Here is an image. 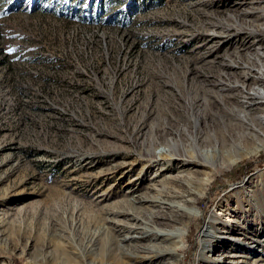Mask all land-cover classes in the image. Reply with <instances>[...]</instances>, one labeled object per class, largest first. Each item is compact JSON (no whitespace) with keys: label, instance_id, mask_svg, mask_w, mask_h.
<instances>
[{"label":"rangeland","instance_id":"rangeland-1","mask_svg":"<svg viewBox=\"0 0 264 264\" xmlns=\"http://www.w3.org/2000/svg\"><path fill=\"white\" fill-rule=\"evenodd\" d=\"M263 46L264 0H0V264H264L263 242L206 250L209 263L197 256L210 216H234L221 202L247 197L243 215L264 232V148L197 188L190 220L129 203L165 188L196 197L176 179L191 167L154 176L167 158L150 155L168 139L188 144L199 132L213 135L199 144L256 148L238 118ZM206 100L203 123L195 116ZM165 213L177 217L160 228L187 223L186 249L153 258L143 246L168 244L141 233Z\"/></svg>","mask_w":264,"mask_h":264},{"label":"bare ground","instance_id":"bare-ground-1","mask_svg":"<svg viewBox=\"0 0 264 264\" xmlns=\"http://www.w3.org/2000/svg\"><path fill=\"white\" fill-rule=\"evenodd\" d=\"M260 51L261 52H256V57L258 59L257 61L264 62V46L260 48ZM253 72H254L252 77L253 85L257 86V88L256 87L253 88V92L248 93L247 91V93L244 94L243 103L245 110L243 111V114H241L240 117L238 118L239 121L238 124L240 127L244 129L243 131L244 136L248 138L249 137L256 139L260 138V140L258 139L259 141H257L256 143L257 144L256 148L250 151H245L242 150V148L238 144H234V143L199 144V141L202 143L206 141L210 142L213 136L210 135V137H206L205 139H203L201 138V136H199V132H196L197 134L191 136L188 139V144H182L181 142L174 143L172 139H168L165 147H162V150L157 155L155 154V152L151 153L150 155L152 161L154 162L158 160H164L165 158H167L165 159L167 166L164 165L163 169L161 170V173L159 174L157 173L154 176L160 177L163 172L168 171L170 169L174 171L175 169H173V167L176 166L177 164H181L182 168L187 166L191 167V171L189 172L187 171L185 175H178L176 179L185 182L184 185L186 186V189L188 191L186 193L189 195L194 194L196 195V197L192 199H186L187 197L186 195L182 193L180 194L178 191L169 190L165 188L163 191L159 193L163 192L162 194H165L166 196L162 194L161 195L158 194L159 196L156 195V197L151 198V197H146L144 195H138L137 198H135V201L133 199H130L129 203L131 204L132 208H134L133 203H138L142 205L145 203H150V204H156L158 206L167 205L166 208L168 209L175 208L181 214L183 213L186 214L187 219L190 220L193 214L195 213L194 205L196 204L197 197H199L198 191H200V194H203L206 191V189H208L214 176L219 174L221 171L230 169L231 166L242 155H252L255 151L257 152L258 150L264 148V65L258 70H256L255 67L253 66ZM249 77L251 76L248 74L247 77L245 76V79H248ZM208 101L207 100L205 102L202 101L203 102L202 106L204 107L202 110H200L197 113V115L195 116V120L198 119L203 123L205 122L203 121V119L204 118L206 119L208 114L207 109L210 106V103ZM191 103L192 101L189 100L186 105H190ZM221 125L222 127L225 126L224 122L221 123ZM236 125L237 124H235L234 127ZM239 152H242V154H240ZM146 169L148 168L146 167L145 171ZM196 175L198 176L201 175L202 177L201 178L198 176L194 177ZM183 176L185 178V181L182 179ZM250 179L251 177L248 178L246 182L241 184L239 188H244L247 185V183L250 181ZM250 192H251L250 195H254L253 191ZM163 197H165V199H163ZM241 198H239L238 199L239 201L237 202L234 201L235 204L233 203L232 205L223 206L222 202L219 203L218 205V208H220L219 209L220 212H226L227 215L229 213L234 214L231 220L229 217L225 219L218 218L216 214H212L210 216L208 222L206 223V228L201 233L199 242H197L199 243V248H200L197 255L198 260H200V262L201 261L206 263L210 262L209 260H207V257H205L206 250H208V252L214 251L217 254V253H223L225 249H227V247L233 246L235 250L238 251L239 253V251L241 252V250L245 249V247L248 244L255 245L256 247H263L261 243L262 242L264 243V241L259 240V236H260L259 234L264 232L258 231V229L254 228L258 226L259 223L250 217L252 215L250 212L246 215H243V212L241 210L242 204H247L246 205L247 207L251 205L250 200H248L247 197L246 198L241 197ZM175 199H180V201L176 202ZM248 210L250 211V209ZM176 217L177 216L174 217L166 213L155 214L153 216V219L151 221L152 224L149 223L147 224L146 228H143V231L141 233L142 238H152L153 240L158 242H167L168 247H165L164 249L161 250L156 249L153 251V247H155L154 245H158L159 243L151 244L149 246H143L142 247L143 252L153 253L152 255L153 258L156 256L164 257L166 255L173 258L176 256H181L183 251H185L186 249L185 234L187 232L186 230L187 223L182 225V227L180 228H176L175 230L160 228L157 226L158 224H160L158 221L161 219L174 222ZM123 247L120 246V248H123V250L127 251L125 255L128 256L130 259H134L133 257H135V255H132V253H130L127 247L125 246ZM211 248L213 249L211 250ZM235 257H239V255H237L236 253L223 254L222 258L225 260H230ZM243 258H247V257L243 256Z\"/></svg>","mask_w":264,"mask_h":264},{"label":"trees","instance_id":"trees-1","mask_svg":"<svg viewBox=\"0 0 264 264\" xmlns=\"http://www.w3.org/2000/svg\"><path fill=\"white\" fill-rule=\"evenodd\" d=\"M262 158H263V157H262ZM250 168H251V167H250ZM250 168H249V169H250Z\"/></svg>","mask_w":264,"mask_h":264}]
</instances>
